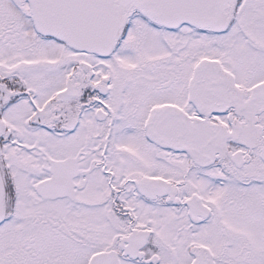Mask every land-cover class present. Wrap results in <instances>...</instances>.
I'll list each match as a JSON object with an SVG mask.
<instances>
[{
  "label": "snow or ice",
  "instance_id": "1",
  "mask_svg": "<svg viewBox=\"0 0 264 264\" xmlns=\"http://www.w3.org/2000/svg\"><path fill=\"white\" fill-rule=\"evenodd\" d=\"M0 264H264V0H0Z\"/></svg>",
  "mask_w": 264,
  "mask_h": 264
}]
</instances>
